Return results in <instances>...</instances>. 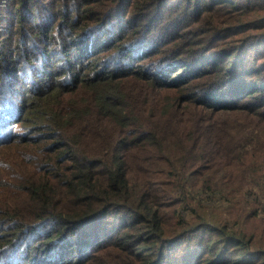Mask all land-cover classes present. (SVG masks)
<instances>
[{
  "label": "trees",
  "instance_id": "1",
  "mask_svg": "<svg viewBox=\"0 0 264 264\" xmlns=\"http://www.w3.org/2000/svg\"><path fill=\"white\" fill-rule=\"evenodd\" d=\"M41 1L43 24L26 0H0L19 48L16 62L0 48V264H111L108 247L113 264H168L167 245L194 234L186 246L210 244L190 264H264V60L212 55L230 33L217 49L201 25L213 7L264 0H180L183 23L166 20L165 0ZM251 19L239 33L264 24ZM229 113L249 121L231 132ZM238 218L256 230L239 233Z\"/></svg>",
  "mask_w": 264,
  "mask_h": 264
},
{
  "label": "rangeland",
  "instance_id": "2",
  "mask_svg": "<svg viewBox=\"0 0 264 264\" xmlns=\"http://www.w3.org/2000/svg\"><path fill=\"white\" fill-rule=\"evenodd\" d=\"M33 1H35L34 4L31 3ZM170 1L171 0H165V2H163V5L161 6L162 11H163V15H168V17H166V20H168L170 18L172 22L183 23L185 21V18L180 16V14H181L180 10L181 9L179 8V6H183L182 1L179 0L176 4H172ZM256 1L258 2L259 0H256ZM26 2L28 5V8H29V11H30V9L34 11V14L30 15V17H32V19H36V21L39 22L40 24H43L46 21H48L47 18H48L49 14L46 11L49 8L48 5L43 3L41 0H26ZM239 3H240V1L238 2V4ZM0 4H1V7H3V9L8 11V14L6 13L3 18H1V16H0V48H3L2 55H4L5 57H7L6 56L7 51H12L14 54L13 60L16 62L17 61L16 55L18 53L19 48L11 45L10 38L8 36V34L11 32V30H13V28L15 27V25L10 26V23L13 21V17L15 16V11H14L15 7L10 6L8 8L4 5L3 2H0ZM260 7H262L263 9H259V8L256 10L253 9L252 11H248V12L243 13V14H237L234 12L224 14L227 12V9L223 10V9H218L216 7H213L214 9L212 8V11H210V14H208L206 16L207 18L201 23V25L204 23V26H206L205 27L206 30L210 31V34H209L210 37L209 38L214 37L218 34H222V33L224 34V32H226V31H221L222 29H228L227 33H230V37L227 39L228 40L227 42L223 43V44H226L225 45L226 50H224L222 52L213 51L214 53L212 55L229 54V53H233V51L235 50L236 52L233 53V57L235 56V58L233 59V57H232L229 61H236L237 65H238V63L239 64L244 63L245 65H247V64L250 65L251 63L253 64V62L254 63H261V60H264V57H260L261 53L264 51V49H263L264 48V29H258L256 27H261L264 24H260L261 22H259V21H254V23H252L251 29H249L248 31H245V32H241V33H239V28H235V26L239 22H244L245 20L250 19V17H252L251 20L259 19V18H261V20H263L262 16H264L263 15L264 14V3H262V5H260ZM198 24L192 23V24L188 25L189 29H191L193 26H194V28L200 27L201 25L199 26ZM255 25H257V26H255ZM170 30H171V28H167L164 31H159L157 33V35L153 36L152 38L158 39L160 33H162L164 36H167L168 34H170ZM19 31L20 30L18 29L15 36H14L15 39L19 38V35H20ZM119 31L120 30H117L115 33L119 32ZM109 36H110V34L107 31H105L104 37H109ZM241 40H248V42L243 47H240L238 49H235V48L232 49L234 46L237 47L236 45L240 44ZM213 41L214 42L210 47H217V49L222 47L223 44H217L218 43L217 41H220V42L222 41L221 38L214 37ZM2 43H3V47H1ZM6 49H9V50H6ZM58 59H60V58L55 56L49 62L50 63V65H49L50 70H53V66L56 65V63L62 64L61 60H60V62H58ZM18 63L19 62H17L16 65ZM37 65H38V67L42 66V59L39 61V63ZM245 67H247V66H245ZM239 69L240 68L237 67L235 69V71H238ZM250 75H251V77H256L254 74H250ZM260 77H262V79H264V75L260 76ZM236 82H238V78L236 79ZM3 85H4V78H3V75H0V93H2V91L7 90L6 88L4 90L2 89ZM16 91H17V89H16ZM23 92H24V88L22 90V93ZM12 93H14V92L12 91ZM3 97H4L3 95H0V105H2ZM228 115H233L230 117L231 119H233L232 120V128L233 129H231V132H237L238 131L237 127L235 126V123L237 121H240L242 123H247L249 121V119L245 115H243L242 113H229ZM122 216H123V213L117 214L115 216V218L120 219ZM238 220L240 221V225L242 227V230H240V231L237 230V228H236V230L239 233L242 231L254 232L256 230L255 224L248 222L244 218H238ZM89 225H91L92 229H96L97 231L103 232L104 230H107L109 228V221H108V219H106L101 224H99L98 222H91ZM204 231L206 233L208 230L203 229L201 233H203ZM85 232H89V230H87L86 228L85 229L83 228L81 230V233H80L81 235L76 240L77 243H79V242H81L87 238V235L84 234ZM196 235L197 234H194L192 236H188L187 238L182 239L180 242L167 245L166 250H165V255L167 254V256L169 258H174L173 262L172 263L169 262L168 264H190L200 254L207 251L208 244H210V242H209L210 237H208V236H206V238H202V239L197 238L196 240H191L189 243L190 245L186 246L190 237H193ZM257 238H259V237H256V239H255L256 243L258 241ZM213 246H214V244H211V247H213ZM226 251H228V249H226ZM115 252H116L115 248L108 247V248L104 249L100 254H102L101 257H103L105 260H107L111 264H113L111 257H113V254ZM60 253H61V255H63L62 251H60ZM115 255H119V254H115ZM126 259H127V255L125 254L123 256V261ZM125 264H137V262L131 263L130 261H128Z\"/></svg>",
  "mask_w": 264,
  "mask_h": 264
}]
</instances>
